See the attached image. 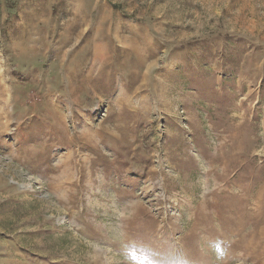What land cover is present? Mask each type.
<instances>
[{"label": "rangeland", "instance_id": "374dc122", "mask_svg": "<svg viewBox=\"0 0 264 264\" xmlns=\"http://www.w3.org/2000/svg\"><path fill=\"white\" fill-rule=\"evenodd\" d=\"M0 264H264V0H0Z\"/></svg>", "mask_w": 264, "mask_h": 264}]
</instances>
